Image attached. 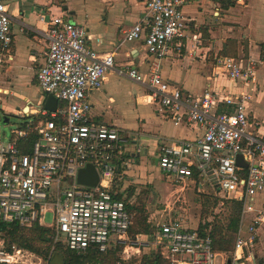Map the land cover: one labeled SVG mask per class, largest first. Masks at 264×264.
Masks as SVG:
<instances>
[{
    "label": "built area",
    "instance_id": "2783aa9c",
    "mask_svg": "<svg viewBox=\"0 0 264 264\" xmlns=\"http://www.w3.org/2000/svg\"><path fill=\"white\" fill-rule=\"evenodd\" d=\"M185 2L144 0L142 17L124 31L116 45L143 40L152 56L145 75L132 64L115 66V52H97L88 42L86 28L65 19L63 13L39 14L46 25L48 46L35 80L44 101L51 94L57 103L52 111L44 107L29 110L27 115L39 120L33 124L30 118L22 123L10 131L7 140L0 135V221L46 226L43 219L51 211L53 224L48 227L54 229V243L60 240L77 253L87 249L107 252L117 244L129 254L144 243L138 235L129 237L131 212L113 189L126 164L123 155L129 137L115 125L95 123L88 100L89 93L102 86L106 73L114 70L146 83L148 101L158 104L175 124L184 119L202 129L194 139L164 145L158 167L177 184L190 182L198 191H204L207 184L221 200H240L234 247L225 264L226 260L230 264H256L254 247L264 215V204L256 202L264 191V137L249 129L246 102L250 95L210 91L193 95L160 74L161 60L170 46L180 49L192 28V19L182 10ZM11 23L5 2L0 0V58L9 53L13 41ZM259 48L264 56V41ZM216 72L231 80L255 82V62L251 59L223 56L217 59ZM7 93L0 88V94ZM220 105L226 108L218 110ZM239 155L242 165L236 163ZM87 164L98 174L94 186L77 182L79 170ZM247 212L256 215L244 223ZM154 236L168 264L215 263L216 252L207 233L200 235L196 229L169 220L157 225ZM128 259L121 257L112 264H131ZM0 264L49 263L16 245L7 248L0 239Z\"/></svg>",
    "mask_w": 264,
    "mask_h": 264
},
{
    "label": "crops",
    "instance_id": "0c3cea01",
    "mask_svg": "<svg viewBox=\"0 0 264 264\" xmlns=\"http://www.w3.org/2000/svg\"><path fill=\"white\" fill-rule=\"evenodd\" d=\"M202 1L210 11L205 10L203 14L197 12L196 17L189 15L193 25L188 37L182 39L180 49H175L171 45L167 55L161 60V62L170 60V65L171 67L174 65V68H170L165 77L161 73L160 65V74L166 81L193 95H200L204 91L215 92L219 95L239 94L241 92L250 95V99L246 102L251 123L249 129L253 133L264 137V59L260 55L259 48L264 39H253L250 31H255V28L252 25L240 22L239 19L232 18V16L239 14L236 11L238 7L248 8L250 0L244 5V0H236L237 4L234 7L222 10L221 16H216V12H213L215 18L210 17V20L206 21L204 19L208 13H211V6H216V4L210 0ZM4 2L12 17L11 32L13 37L9 53L3 56L5 58V71L7 69L12 71H23L25 69L30 73L31 83L36 86L35 73L44 61V53L48 46V40L44 34L46 25L40 20V13L47 15L61 12L65 19L83 25L88 33L89 44L97 52H115V66L132 64L143 75L149 70V61L152 56L147 53L143 40L126 41L119 47L116 46L124 31L142 17L144 0H4ZM197 7L201 10L200 5ZM91 14H93L92 18H90ZM195 22L206 24L208 37H202L200 31L195 32L194 29L197 27ZM218 22L223 23V25H219ZM233 24H239L237 28L239 32L240 29L243 30L241 38L246 39L247 45L241 46L239 40H237L238 45L235 48V55L232 56L242 57L243 60L251 59L255 62V82L246 83L242 79L231 80L222 74H216L217 59L221 58L219 55L221 41L216 40L215 36L218 30L224 33L233 32L235 26ZM229 36L234 39L239 37L236 35ZM184 58L188 62L184 63ZM185 66L186 73L192 66L199 69L200 80L191 83L186 78V74L182 73L181 75V70L183 71ZM118 76L114 70L107 72L102 86L92 90L88 95V100L91 103V117L95 123L115 125L124 132V135L129 137L125 145L126 153L123 155L126 164L121 167L120 179L116 180L113 189L117 192V196L123 197L132 206L135 191L141 188L143 184L148 183L146 180H138L135 176L140 177L141 172L148 173L147 165L151 162L150 157L155 156L156 161H158L159 152L164 145L175 141L194 139L201 134L202 129L184 119L175 124L166 113L159 109L158 104L148 101L149 89L146 83L129 78L140 85L141 92L137 89L136 84L133 83L129 88L127 81ZM115 94H119L127 100H136L139 103L153 105L155 112L160 116L157 123L158 134L147 135L137 129L129 130L120 126L117 119L112 118L110 112L107 113V109L110 108L109 103L115 101ZM26 105L29 110L34 109L27 103L22 105L21 109L24 110ZM225 108V105H220L218 110ZM26 113H29V111ZM157 168L159 169L158 163ZM159 171L164 173L160 169ZM183 186L180 185V188H183ZM208 188L211 189L207 186ZM256 202L258 205L264 204V191L258 194ZM255 215L256 212H247L243 222L248 223ZM156 229L153 232L150 231L151 233H136L135 235H138L144 243L138 249L129 251V254L124 252L123 245L112 244L109 250L117 251L116 254L120 258L128 256V262L131 264H139L144 254L153 250L159 251L154 236ZM218 254L222 253H216V255ZM222 255L224 258L220 264H225L227 257L224 254ZM254 256L256 264H264V215L257 229ZM132 257H134V261Z\"/></svg>",
    "mask_w": 264,
    "mask_h": 264
},
{
    "label": "rangeland",
    "instance_id": "374dc122",
    "mask_svg": "<svg viewBox=\"0 0 264 264\" xmlns=\"http://www.w3.org/2000/svg\"><path fill=\"white\" fill-rule=\"evenodd\" d=\"M199 2H201V4H199ZM247 2L248 0H244L243 5ZM198 5H200L201 10L198 9ZM182 7L186 16L190 15L196 17L197 12L203 14L205 10L208 12L210 11L202 0H188ZM236 11L239 14L232 16V18L239 19V21L244 24L247 23L248 25H252V27L255 28V31H250L252 32L253 39H264V26H262L264 25V0H250L248 8L238 7ZM213 12H216V16H221L223 13L216 4V6H211V13H208L204 20H210V17L215 18ZM92 17L93 14H91L90 18ZM213 22L216 23L215 21ZM196 24L197 27L194 29L195 32L200 31L202 37H208L209 34L207 33L206 24L200 22ZM218 24L223 25V23L220 22H218ZM233 25H235L232 30L234 33H224L218 30L215 36L216 40H219V42L221 41V50H219V55L221 57H223L222 55H235V48L238 45L237 40H239L241 46L247 45L246 39L241 38L243 30L240 29L239 32L237 29L239 24ZM229 35H236L239 37L238 39H234ZM4 59L3 56L0 58V87L7 89L8 93L5 95L0 94V103L2 104V107H0V135L1 139L5 141L9 138L11 130L17 129L23 122L30 118L33 119V116H28L26 112H21V106L27 103L31 108L40 111L43 107V99L39 93L38 87L31 83L30 73L25 69L23 71H12L8 69L5 71ZM185 62H188V60L184 58V63ZM170 68H174V65L171 67L170 60L161 62V73L163 76L166 77L165 74L169 73ZM182 73L186 74V78H188L191 83L200 80V71L195 68V66H192L187 73L185 66L183 71L181 70V75ZM223 76L222 78H224ZM118 77L127 81L129 88L133 83L136 84L137 89L142 92V89L139 87L140 85L129 79L126 75H119ZM134 88L137 90L135 86ZM114 97L115 101L109 103L110 108L107 109V113L110 112L112 118L117 119L120 126L129 130L137 129L147 135L158 134L157 123L160 116L155 112L153 105L150 103H139L136 102V100H127L119 94H115ZM25 111H29L28 107ZM150 159L151 162L147 165V170H149L148 173L141 172L140 177L135 176L138 180H146L148 183L143 184L141 188L135 191V198L132 203L135 209L131 210L133 218L135 215L141 214L142 212V214L146 216L151 232L156 229L158 224L169 220L177 221L180 225L188 229L197 228L200 221H226L229 205L225 200H221L214 196V192L209 188L207 189V184L204 185V191H198L196 184L190 182H186L183 188H180V185L183 184L175 183L172 177L159 171L155 156L150 157ZM43 224L46 226L53 224L51 211L45 213ZM128 234L130 238L135 236L134 233H130L129 231ZM57 243H61L64 246V243L60 240L54 243L53 238L50 250L52 247L55 249ZM138 246L141 247L142 245L140 244ZM229 254L230 253L224 255L227 257ZM223 258L222 254L216 255L214 264H220ZM31 259L38 262L36 257ZM132 259L134 261V257H132ZM50 263H61V256L56 250H53L51 254Z\"/></svg>",
    "mask_w": 264,
    "mask_h": 264
},
{
    "label": "trees",
    "instance_id": "16d2710c",
    "mask_svg": "<svg viewBox=\"0 0 264 264\" xmlns=\"http://www.w3.org/2000/svg\"><path fill=\"white\" fill-rule=\"evenodd\" d=\"M210 1L217 4L220 10H227L236 4V0ZM261 57L264 59V56ZM30 116H33V124L39 120L37 116ZM34 136L32 135L30 139H33ZM225 201L229 205V212L225 222L200 221L196 228V231L200 235L207 233L211 238L213 251L222 254L230 253L233 250L242 210V202L240 200L228 199ZM127 207L129 210L135 209L128 203ZM129 232L134 234L150 232V225L142 212L135 215L134 218L131 217ZM53 238L54 229L52 227L43 226L39 223H34L31 226H21L17 222L0 221V239L4 241V245L7 248H10L11 245H16L36 255L42 261H48L49 264L53 250H56L60 254V264H112L120 258L115 250L100 252L96 249H87L81 253H77L64 247L61 243H57L55 249L50 250ZM227 259H229L228 256ZM139 264H168V262L161 257L158 250H153L144 254ZM226 264H230L229 261Z\"/></svg>",
    "mask_w": 264,
    "mask_h": 264
},
{
    "label": "water",
    "instance_id": "95a60500",
    "mask_svg": "<svg viewBox=\"0 0 264 264\" xmlns=\"http://www.w3.org/2000/svg\"><path fill=\"white\" fill-rule=\"evenodd\" d=\"M56 103H57L56 98L53 95L49 94L45 98L43 107L47 110L52 111L55 109ZM25 110H27V106L24 107V112H27ZM236 163L238 165L243 164V161H242V158L240 155L237 156ZM97 181H98V174H97V171L95 170V168L92 164H87L84 168H81L79 170L78 175H77V182L79 184L94 186L97 183ZM233 264H237V263L235 262Z\"/></svg>",
    "mask_w": 264,
    "mask_h": 264
},
{
    "label": "bare ground",
    "instance_id": "6f19581e",
    "mask_svg": "<svg viewBox=\"0 0 264 264\" xmlns=\"http://www.w3.org/2000/svg\"><path fill=\"white\" fill-rule=\"evenodd\" d=\"M27 106V105H26ZM26 106H24V107H26ZM28 107V106H27ZM28 110H29V107H28Z\"/></svg>",
    "mask_w": 264,
    "mask_h": 264
}]
</instances>
